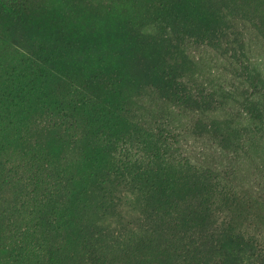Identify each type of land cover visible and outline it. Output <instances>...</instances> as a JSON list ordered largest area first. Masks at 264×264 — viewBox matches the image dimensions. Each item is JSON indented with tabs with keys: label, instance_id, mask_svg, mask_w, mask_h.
Here are the masks:
<instances>
[{
	"label": "rangeland",
	"instance_id": "obj_1",
	"mask_svg": "<svg viewBox=\"0 0 264 264\" xmlns=\"http://www.w3.org/2000/svg\"><path fill=\"white\" fill-rule=\"evenodd\" d=\"M112 102L107 144L86 118ZM224 247L264 264V0H0V264Z\"/></svg>",
	"mask_w": 264,
	"mask_h": 264
},
{
	"label": "trees",
	"instance_id": "obj_2",
	"mask_svg": "<svg viewBox=\"0 0 264 264\" xmlns=\"http://www.w3.org/2000/svg\"><path fill=\"white\" fill-rule=\"evenodd\" d=\"M37 42L39 44L38 45L39 49L43 50L44 48L42 47V45H40L39 41H37ZM151 70L154 73V77H155L157 75V72L160 71L161 68L158 67V64L154 63L153 68ZM166 78H170L169 73H167V77L163 76V81L167 82L168 85L172 88H176V89L178 88L177 86L179 85V83H175L173 81V78L169 79V81L166 80ZM13 84H14V82H13ZM7 88L8 87H6V89ZM5 91L3 92V94L5 93ZM107 92H111V90L106 89V93ZM176 93L177 92H175L173 96L176 98V100H178V102H180L181 99L182 100L185 99L184 97L178 98V95ZM250 98H251V101L254 100L257 103L261 100V96L259 95V97H258L255 94L250 95ZM255 98H259V99H255ZM251 103L253 104V102H251ZM253 110H251L252 113H253ZM92 112H93V115L87 116V118H86V127L85 128L89 129V133H88L89 137L98 138V139H101L102 141L107 142V144H110L112 142L113 143L114 142L119 143L120 137L125 138V136H128L129 129L126 130L123 128V126L125 127L126 124L128 125V121H127L128 117L124 113V108L120 107V104H116L115 102H112L109 105H106L105 107H100V108L96 107L94 110L87 111V113H92ZM252 113L250 115L249 120H253L252 119ZM133 128H135V127H133ZM153 138L158 139L159 133H155L153 135ZM160 141H162V140H160ZM28 144L30 145L31 143L29 142ZM200 200H201V198H200ZM198 215H199V213H198ZM227 240H229V239H227ZM223 250H224L223 251L224 254L222 255L223 258L228 257V258L232 259L235 256L241 257V260H238V263H236V261H224L223 260V262H224L223 264H233V262L235 264H243V263L250 264L249 259L251 257L250 256L248 257L246 255V253H243L244 250H240L237 252L236 249H230L228 247H224ZM252 258H254V257H252ZM50 263L51 264H60L59 260L55 254H52V256L50 257ZM89 264H108V263L104 262V261H99V260L93 259L89 262Z\"/></svg>",
	"mask_w": 264,
	"mask_h": 264
}]
</instances>
